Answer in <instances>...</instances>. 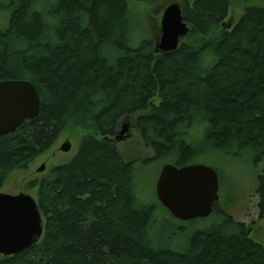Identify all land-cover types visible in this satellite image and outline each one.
<instances>
[{"label":"trees","instance_id":"1","mask_svg":"<svg viewBox=\"0 0 264 264\" xmlns=\"http://www.w3.org/2000/svg\"><path fill=\"white\" fill-rule=\"evenodd\" d=\"M157 1L0 0V81L30 82L40 102L34 119L0 135V189L64 130H88L68 162L26 184L37 188L43 234L0 264H264L252 228L218 202L211 224L179 246L184 222L158 200L137 203L135 161L114 139L131 121L152 155L144 163L181 167L207 152L243 151L264 162V5L244 6L228 28L230 0H169L189 32L160 52L155 40L137 39L130 8ZM256 181L262 220L263 170Z\"/></svg>","mask_w":264,"mask_h":264},{"label":"rangeland","instance_id":"2","mask_svg":"<svg viewBox=\"0 0 264 264\" xmlns=\"http://www.w3.org/2000/svg\"><path fill=\"white\" fill-rule=\"evenodd\" d=\"M169 0H159L157 2L138 3L130 2V8L134 13L133 32L137 39L157 40L160 36V19L164 7ZM264 0H230L227 20L232 25L243 13L244 6H261ZM136 39V41H138ZM126 127L122 136L126 138L116 142V148L125 161H135L133 165L132 187L138 204H155V184L159 172L164 165L160 160L144 163L145 159L151 157V153L143 148L137 132L131 121L122 122V126L117 129V134ZM195 133V139L200 136L199 130ZM88 133L82 128L64 130L55 143L44 153L40 154L26 170L14 171L8 177L0 189V193L15 195L20 192L30 195L34 200L37 188L27 189L25 186L30 181L40 180L47 176L51 169L60 164L68 162L77 152L80 139ZM198 135V136H197ZM127 136V137H125ZM68 142L70 149L63 152L61 146ZM197 164H204L216 170L219 177V199L218 204L236 221L243 222L252 228L250 238L264 246V219L259 220L257 215L256 197L254 190L256 187L257 175L264 171V162L255 165L252 157L247 151L241 152L238 156L224 154L223 152H207L204 156L194 160ZM44 170L39 172V168ZM160 216H167L163 211ZM168 217V216H167ZM160 221V218H158ZM213 221L212 218L197 219L192 224L181 223L185 232L179 240L182 243L193 230L208 226ZM253 222V223H252ZM173 229H165L166 236H173Z\"/></svg>","mask_w":264,"mask_h":264},{"label":"water","instance_id":"3","mask_svg":"<svg viewBox=\"0 0 264 264\" xmlns=\"http://www.w3.org/2000/svg\"><path fill=\"white\" fill-rule=\"evenodd\" d=\"M230 25V24H227ZM189 32L179 4H167L160 19V36L155 50H175ZM39 97L34 86L25 80L0 81V135L15 132L39 112ZM126 127L115 137L122 141ZM127 137V136H125ZM70 149L68 142L61 148ZM44 167L39 168V172ZM219 177L215 169L204 164L177 167L162 166L155 184L159 203L175 219L187 222L208 217L219 199ZM253 223V222H252ZM43 234V220L36 201L26 193H0V255L11 256L35 244Z\"/></svg>","mask_w":264,"mask_h":264},{"label":"flooded vegetation","instance_id":"4","mask_svg":"<svg viewBox=\"0 0 264 264\" xmlns=\"http://www.w3.org/2000/svg\"><path fill=\"white\" fill-rule=\"evenodd\" d=\"M227 20V19H226ZM228 24H230V21L228 20V22H227ZM226 27H231V24L230 25H226Z\"/></svg>","mask_w":264,"mask_h":264}]
</instances>
